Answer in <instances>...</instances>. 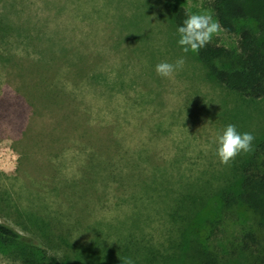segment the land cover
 <instances>
[{"label": "rangeland", "instance_id": "obj_1", "mask_svg": "<svg viewBox=\"0 0 264 264\" xmlns=\"http://www.w3.org/2000/svg\"><path fill=\"white\" fill-rule=\"evenodd\" d=\"M171 1L0 0V222L54 259L71 257L63 238L94 239L128 244L136 264H187L197 240L229 264H264L244 250L264 229L221 199L264 137V100L183 53ZM177 1L218 20L209 0ZM211 43L236 49L239 35ZM182 57L173 78L157 75ZM229 124L255 139L224 165ZM17 262L0 248V264Z\"/></svg>", "mask_w": 264, "mask_h": 264}, {"label": "trees", "instance_id": "obj_2", "mask_svg": "<svg viewBox=\"0 0 264 264\" xmlns=\"http://www.w3.org/2000/svg\"><path fill=\"white\" fill-rule=\"evenodd\" d=\"M209 1L222 29L238 34L239 44L236 49H230L209 43L197 52L199 61L210 76L229 91L253 100H264V0ZM171 3L178 28L189 14L179 1ZM240 170L238 187L221 192L224 208L246 209L255 217L257 226L264 229V137ZM94 242L92 239L80 244L63 238L61 243L68 246L71 257L54 259L36 239L0 222V248L13 252L19 264H88V257H93L91 264H127L129 258L136 264V249L128 244L122 243L121 248L114 251L113 244L102 246V241ZM254 249L264 251V245L254 233H249L244 250L253 252ZM186 261L187 264H229L197 240L191 241Z\"/></svg>", "mask_w": 264, "mask_h": 264}, {"label": "clouds", "instance_id": "obj_3", "mask_svg": "<svg viewBox=\"0 0 264 264\" xmlns=\"http://www.w3.org/2000/svg\"><path fill=\"white\" fill-rule=\"evenodd\" d=\"M177 31L179 35L178 45L182 48L183 53L187 54L189 51L196 53L211 43L212 38L218 35L222 28L219 21L213 19L211 12H204L189 15ZM184 64L185 59L183 57L176 60L175 63L161 62L156 65L155 71L161 77L173 78L174 74L181 70ZM254 139L251 133H239L235 125L229 124L216 140V155L219 162L227 165L240 153L250 152ZM127 264H133V261L129 258Z\"/></svg>", "mask_w": 264, "mask_h": 264}]
</instances>
